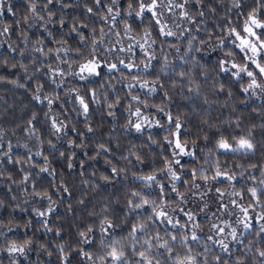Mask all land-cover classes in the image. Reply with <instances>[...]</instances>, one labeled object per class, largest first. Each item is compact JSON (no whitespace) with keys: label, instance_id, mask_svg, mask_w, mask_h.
<instances>
[{"label":"trees","instance_id":"16d2710c","mask_svg":"<svg viewBox=\"0 0 264 264\" xmlns=\"http://www.w3.org/2000/svg\"><path fill=\"white\" fill-rule=\"evenodd\" d=\"M37 2L38 13L45 16L48 12L54 13L51 17L53 23L47 25V30L42 20L30 18L31 0H10V4L5 2L0 9V33H3L0 35V77L4 78L0 80V112H6L0 118V126L15 131V135L11 132L6 134L7 142L0 143V200L4 201L0 208V223L13 222L18 225L11 231L0 229L6 231L0 241L7 240L9 244L22 243L26 239L34 241L30 246L32 251L25 255L19 252H0V264H12L11 255L16 256L15 264H89L103 255L101 239L109 246L110 252H124L127 257L124 264H179L181 261L191 264L190 260H184L187 249H182L178 243L181 236L188 237L183 241L187 248L202 254L198 260L207 259L210 264H240L241 261L243 264H264V256L256 251L258 248L264 249V220L262 223L257 221L258 213L264 214V203H261L264 201V178L261 177L264 160L252 159L250 162L255 167L244 171L243 175L237 174L233 185L221 184L218 182L220 177L216 178L213 182L216 183L215 188L231 185L238 195H227L223 202L226 207L221 212L220 208L224 207L220 206L222 199L219 194H214L212 201H208L207 214L198 213L201 221L208 222L202 228L212 233L215 229L210 231L208 226L215 221V216L220 217L221 221L226 220L228 225L236 226L234 222L237 216L226 214L227 211H239L234 200L251 209L252 226L227 248L217 245L206 235L193 239V233L186 227V222L180 223L182 226L171 227L160 222L157 215L167 209L173 210L176 202L181 205L183 200L192 197L193 192L199 191L193 189L187 193V197L179 195L190 187L189 181L195 180L201 189L205 188V181L196 177L201 170H208L213 159L222 161L220 167H231L234 172H239L234 159L238 154L222 148L216 149L215 157L207 154V149L213 147L222 136L227 141L232 135H242L241 128L235 126L237 119L243 128L264 124V100L252 93L250 85L253 79L247 76L238 78L224 63L226 60L243 67L248 65L246 54L233 42V34H246L245 27L250 23V16L264 23V0H240L239 7H233L232 0H174V4L173 0H169V6L163 13L167 19L163 22L159 18L162 15L159 0H155L156 7L152 12H142L143 19L137 18L135 13L128 15L129 0H119L118 5L112 6L113 12L119 11V15L114 18L108 15L110 0H62V4H57L55 0L51 3L48 0ZM136 3L137 0H133L134 6ZM102 14L106 18H101ZM62 15L65 19L60 23ZM125 20L134 29L133 34L124 32ZM144 27H149L151 35L158 41L152 46L153 49L157 53L164 50L165 55L171 57V62L163 66L158 56L152 61V67L140 71L118 65L125 76L139 75L151 80L159 74L160 83L156 85L157 91L152 94L139 84L129 88L126 83H118L115 88L108 90L110 98H115L117 94L124 96L114 109L117 117L115 120L107 115L106 106L102 104L98 110V106L90 102L95 96V88L105 84L106 79L114 81L119 76L116 71L109 74L103 61L99 75L90 78L94 83L71 77H64L63 84L53 83L68 68L67 63L60 62L79 60L80 53L89 47L88 41L92 37H99L101 30H109L105 43L114 35L123 37L131 42V55L136 60H144L148 54L141 51L134 38L135 33H142ZM162 28L164 33L169 29L179 33V38L163 34ZM81 35L85 37L84 40H81ZM221 38L223 44L216 46ZM61 40L66 41V45H62ZM36 41L42 43L37 44ZM62 47H70L73 51H58ZM119 50L120 46L116 44L113 51ZM125 61L128 62L127 59ZM58 63L60 71L55 67ZM261 63L264 66V57ZM21 64L27 71L20 67ZM161 67H164L163 72L160 71ZM78 71H81V67ZM180 72H191L201 87L197 92L188 88L177 89L174 94L166 96L164 93L172 84L177 81L182 85L186 83L178 76ZM256 79L264 86L263 74L256 72ZM13 80L17 82L16 85L11 83ZM70 84L80 87L87 85L88 100L85 103L90 114L89 126L98 129L97 132H87L84 127L85 115H77L72 111L73 101L64 96ZM38 86L41 89L39 93ZM48 93L53 95L46 99ZM132 94L138 95L140 99H150L154 104L166 103L167 115L158 112L156 108L141 109L173 130V142L177 139L182 146L193 151L192 157L184 159L177 167L179 181L176 188L167 178L166 171L156 173L155 179H159V184L145 187V180L133 176L125 180L122 175L116 174L111 165L105 163V160H110L112 164L121 167L119 157L126 155L131 145H139L142 146L138 151L144 157L143 161L131 158V164L138 174L151 175L155 169L165 167L170 160L173 161L172 167L175 164L176 151L172 143L165 139L167 129L154 128L137 133L132 128L120 127L129 117L125 108L132 103ZM80 98L73 94V100L77 103ZM49 108L53 114L46 117ZM20 109H23L22 114ZM33 113L36 114L35 119H32ZM177 118L182 120L179 129L176 127ZM69 120L73 123L68 124ZM203 120H207L209 125H218V129L208 128L203 125ZM61 123L67 126L62 127ZM29 128L40 133L43 142L39 148L40 156L34 155L37 150L34 139L28 140ZM202 129L207 130L208 141L197 138ZM109 131L121 137L123 147L118 149L115 143H110L101 156L89 159L96 156L98 151L95 143L102 136L106 138ZM53 132L57 135H53ZM253 134L264 141V130L254 128ZM149 136L155 137L158 143L151 144ZM68 139L73 140L74 144L68 145ZM185 140H196V146L185 145ZM25 141L28 142V148L21 146ZM82 141L89 144L87 150L77 147ZM9 142L13 144L10 152ZM27 161H31V167ZM46 164L50 167L42 170ZM101 174L108 177V180H99ZM21 180L24 181L22 185L19 183ZM82 180L98 183L100 195L89 197ZM250 189H256L255 197ZM45 191L57 202L54 210L48 208V201L40 195L28 198V202L23 203L25 197L22 193ZM134 192H140V196H134ZM104 196L111 200L115 212L123 220H113L101 232L99 225L102 218L89 213L100 211L98 200ZM145 200H154L156 203L145 204ZM18 204L23 210L17 207ZM136 204H142V207H134ZM203 204L199 207L200 211L203 210ZM33 208L42 214L37 215ZM44 212H47L46 217ZM228 229L231 230L230 227ZM85 240L88 242L85 243ZM165 241L169 242L168 245L162 246ZM141 253L144 255L141 256ZM113 260L108 255L104 264H112ZM116 264H121V261L116 260Z\"/></svg>","mask_w":264,"mask_h":264},{"label":"clouds","instance_id":"9594fccd","mask_svg":"<svg viewBox=\"0 0 264 264\" xmlns=\"http://www.w3.org/2000/svg\"><path fill=\"white\" fill-rule=\"evenodd\" d=\"M7 2L10 4V0H0V9H2L3 4ZM49 3L52 2V0H48ZM55 2L57 4H62V0H55ZM153 3V0H137L136 5L134 6L133 4V0H129V4H128V15L131 16L133 13H135L137 18L143 19L142 18V14H140V5L143 4L145 5V7H147L148 5H151ZM119 4V0H110V4L108 7V15L112 16L113 18L116 15H119V11L117 10L116 12H113V5H118ZM173 4H174V0H173ZM232 4L233 7H239L240 6V0H232ZM65 7H68V5H64ZM85 6H87L85 4ZM169 6V0H159V11L162 14L159 18L161 20V22H163L165 19H167L166 15H163V13H165L166 9ZM175 7H178L179 5H174ZM37 7H38V2L37 0H31V13H30V18H37V20H42L43 21V25L45 27V29L47 30V25L48 24H52L53 20H52V16L54 15V13L52 12H48L46 14V16L42 13H38L37 12ZM46 7V5H45ZM91 9V8H89ZM9 11H11V8L9 7L8 9ZM95 15V13H93ZM101 18H106L103 16H101ZM65 17L62 15L61 19H60V23L64 22ZM189 19H191V17H189ZM76 23H79L78 20L75 21ZM0 23H2V20H0ZM123 29L124 32L126 34H133L134 33V29L132 27L129 26L127 20H125L123 22ZM73 31H76V29H72ZM6 31V29H5ZM93 31H95V29H93ZM171 32L172 35H176L179 38V33L169 29L165 32L168 33ZM108 33L109 30H101L99 37H92L88 43H89V47L84 50L83 52L80 53L81 58L79 60H67V61H61L60 63H67L68 64V68L66 70L63 71L62 75L60 76L59 80L56 81L54 80L53 83H58V84H63L64 83V77H71L73 79H79L80 81H88L89 83H94V81L90 80L91 77L94 76H98L99 73L96 71L95 73H89V72H81L78 71V69H80L81 65L84 64H88L89 62H94L98 67L101 64V62L103 61L104 66L108 69L109 74H111L113 71H116L117 73H119L118 78H116L114 81L112 80H105V84L100 85L99 87L95 88V96L91 99V103H94L95 105L98 106V110H99V106L100 105H104L107 107L108 112L107 115L111 116L114 120L117 118L116 117V112L114 111L115 107L117 104H119L120 100L124 99V96L117 94L115 96V98H110L109 94H108V90L115 88V85L118 83H126L128 85L129 88H131L133 86V84H139L141 87L147 88L149 94L155 93L157 91L156 85L160 83V78H159V74H157V77L155 79H149L148 77L145 76H125V74L121 71V69L118 67V65H123L124 68H128V67H136V68H140L142 70H145L147 68L152 67V61L156 60L157 57L159 56L162 60V65L163 66H167L170 62H171V57L170 56H166L164 53V50H161L159 53H157L154 49H153V45L158 43L157 39H155L151 33H150V29L149 27H144L143 28V32L142 33H135V43L139 46V48L141 49L142 52L146 53V54H150L147 55L146 58L144 60H136V58L131 55L133 49L131 46V42L123 39V37H118L116 35H114L112 38H110L108 40L107 43H105V38L108 37ZM3 33H0V35H2ZM51 35V33H49ZM169 36V35H168ZM81 40H84L85 37H83L81 35ZM25 39H27V37H25ZM143 41V43L141 42ZM224 42L223 38H221L216 46L222 45ZM37 44L42 43V41H36ZM60 43L62 45H66V41L61 40ZM116 44H119L120 46V50L119 51H113V48L115 47ZM99 45V47H98ZM37 51L39 49H36ZM58 51H63V52H68V51H73V49H71L70 47H62L61 49H58ZM79 51V50H76ZM228 55H231V53H228ZM101 57V59H96V57ZM125 59H127V63H125ZM112 65H116L115 68H112ZM16 65H13V67H15ZM21 68H24L25 71H27V68L24 65H20ZM57 71H60V64H56L55 65ZM241 68H243V66H241ZM111 69V70H110ZM161 72L164 71V67H161L160 69ZM166 74V73H165ZM205 75H207V73H205ZM236 75H239V73H236ZM178 76H180L181 78H183V80L186 81L185 84H180L179 81H177L176 83L172 84L170 89L168 91H165V95H170V94H174L175 91L177 89H182V88H188L190 91L192 92H197V90L201 87V85L197 82V80L195 78H193L191 72H180L178 73ZM3 77H0V80H3ZM11 83L13 85H16V81L13 80L11 81ZM149 85H151V87H149ZM220 87H223L222 85H220ZM41 91V89L39 88V86L37 87V93H39ZM87 85L80 87V86H76V85H69V87L66 89L64 96L68 97L70 100H72V111L76 112L77 115H85L86 118V122L84 124V127L87 129V132L92 133V132H97L98 129H95L93 127L89 126L90 121V114L88 113V111L85 113L83 110V107L80 103V99L78 100V103L76 102V100H73V94H75L76 98H80V97H84L83 101L84 103L86 102V100H88V95H87ZM53 94L52 93H48L47 96L45 97L46 99L51 97ZM37 99H39V96H36ZM56 99H60V97H54ZM131 101L132 103H129L128 106L125 108V111H127L129 113V117L128 119L120 126L124 129H130V128H134L135 131L137 133H141L142 132V127L143 126H147L148 128H152L153 126L156 125H160L161 127L165 128L168 130V134L165 137L166 140L169 141V143H173V130L172 129H168V125L166 123L161 124L160 121H158L155 116H151V119H149V116L151 114H148L147 112L142 113L141 112V108L143 109H148V108H156L158 112H163L165 115H167V104H154L151 102L150 99H140V97L136 94H132L131 95ZM136 101H139V103H136ZM49 105H51V99H49ZM20 112L22 114L23 109H20ZM135 112L136 113V119L133 120L131 118V114ZM138 113V114H137ZM53 113L51 112V108H49V112L45 113V116L48 117L50 115H52ZM4 115H6V112H0V118H3ZM58 116V114H57ZM36 118V114L33 113L32 114V119ZM59 118V116H58ZM73 122L71 120L68 121V124H72ZM176 123H182V120L177 118ZM203 125L207 126L208 128H217L218 129V125H209L207 120H203L202 121ZM223 123H227V121H224ZM136 124H140L141 128L140 130H137L135 125ZM62 127H66L67 125H64L63 123H61ZM235 126L237 128H241V132L242 135L241 136H230L227 141L225 140V138L222 136L220 140H217L215 145L211 148L207 149V154L215 157L216 155V149L220 148L219 144L221 141H225L229 147L228 151L238 154L236 157H234V159L236 160V166L239 169V172H234L233 169L231 167H227V168H222L220 167V165L222 164V161L220 160H216L213 159L212 163L210 166H208V170L204 171L201 170L196 179H199L201 181H205V189L204 191H201L199 193V195L203 198L206 197L207 194V190L209 188L212 187L213 182L216 180V173L217 171H220L221 173H227L228 175V180L232 181L236 178L237 174L239 175H243V172L248 170L249 168L255 167L254 163H251L250 161L252 159H261L264 160V141H261L256 135L253 134V129L254 128H259L264 130V124L261 125H254L252 127H247V128H243L241 127L240 121L239 119H237V121L235 122ZM11 132L12 135H15V131L13 129L10 128H5L3 126H0V143H5L6 141V134ZM29 132V137L28 140H33L35 141V145L37 150L34 152V155L36 156H40L41 152L39 150L41 144L43 143L40 139V133L39 131H36L32 128L28 129ZM53 135H57L56 132H53ZM197 138L200 139L202 138L204 141H208L209 140V135L207 130L202 129L200 131V133H198ZM58 139H60V137L58 136ZM244 140L247 143L242 146L240 144V141ZM149 141L151 144H157V139L153 136H149ZM68 145H73L74 141L71 139L67 140ZM110 143H115L116 147L119 149L121 147H123V141L121 140V137L119 135H113V133L111 131H109L107 133L106 138L105 137H101L100 140H98L95 143V147L96 149H98V151L96 152V156L93 157H89V159H96L97 156H101L103 154V152L107 151V146ZM183 143L185 145H191L192 147L196 146V140H185L183 141ZM22 147L24 148H28V142L25 141L22 145ZM13 147L12 143H8V150L9 152L11 151V148ZM78 148H80L81 150H87L89 148V144L85 143V142H81L79 145H77ZM142 147L139 145H131L128 150H127V154L126 155H121L119 157V160L122 164L121 167H117L116 165L112 164V162L110 160H105L106 164H109L112 166L113 170L116 172V174L118 176L122 175L124 177L125 180H127L129 178V176H133L136 177L137 179H142L145 181H151L148 180L147 177L151 176L155 180V176L157 172H167L168 176L170 177V182L172 183L173 188H176V181L178 179L177 176V172L173 171V167H172V163L173 161H168V163L165 165V167L160 168V169H155L151 175H142V174H138L135 171L134 166L131 164V158L135 157L137 161L142 162L144 157H142L140 155V152L138 151V149ZM29 151H31V149H29ZM7 154V153H5ZM188 156L192 155V152L189 151L186 153ZM60 155L62 156L63 153L61 152ZM74 155V153H73ZM175 155V154H174ZM26 163H28L29 167H31V161H27ZM175 163H179V160H176ZM48 167H50V165L46 164L42 170H46ZM204 166H202L203 168ZM261 177L264 178V165H262V171H261ZM99 180L102 181H107L108 177L104 176V175H100L98 177ZM19 183L22 185L24 183L23 180L19 181ZM82 184L85 185V188L87 190V195L89 197L91 196H99L101 193V188L100 185L98 183H94L92 181L89 180H82L81 181ZM157 184L160 183V181H156ZM190 187L188 189L185 190V192L183 193H178L179 195L185 196L187 197V193L188 192H192L193 189H200L201 185L197 184L195 182V180L189 181ZM145 187H151V184L146 183L144 185ZM67 190V189H66ZM219 191L221 192H225L228 194L229 197L233 196V195H238V193L236 192L235 189H233L231 187V185H229V187L226 188H221L219 189ZM84 194V190H81V195ZM197 193L193 192V195H196ZM22 195L25 197V200L23 201V203H27L28 202V198H32L35 197L36 195H40L43 198H45L48 201V208L54 210L56 207V201L52 199V197L48 194L47 191L42 192V193H36V192H32V193H22ZM134 196H140V192H134L133 193ZM190 198V197H188ZM14 199H18V197H14ZM149 204H153L155 205V201L154 200H147ZM144 202V201H143ZM78 203H80V201H78ZM261 203H264V201H262ZM98 204L101 206L100 207V211H92L89 214L90 215H96L102 218L101 223L99 225V230L101 232L104 231V228L109 225L110 223L113 222V220H116L117 222H122L123 217H120L117 215V213L114 210V207L112 205V202L110 199H108L107 196H104L102 199L98 200ZM4 205V201L0 200V208H2ZM137 205H139V207H142V204H136L134 205V207H136ZM250 206V205H249ZM17 207H21V205H17ZM136 207V208H139ZM172 207V206H170ZM180 207V202H176L173 210H175V208H179ZM209 207V203L208 201L205 199V202L203 204V209H207ZM237 207L239 208V204L237 205ZM21 210H23V208L21 207ZM34 211H36L37 215H41L42 213L37 209V208H33ZM43 215L46 217L47 216V212H44ZM223 215V214H221ZM229 215H236L237 219L235 220L234 224L236 226H232V225H228V222L225 221H220V223H223L225 226L230 227V231L226 232L225 235L220 238L219 243L224 247L227 248V243L226 241H229V237H232L234 239H239L237 236V226H240L242 223V213L237 212L235 210H233L232 212L229 213ZM191 219L194 220L195 217L191 216ZM18 225H16L13 222H9L8 224H4V223H0V229H4L6 231H11L13 228L17 227ZM19 226H23V225H19ZM175 226V225H173ZM244 227H246L245 225H243ZM194 227L196 228H200L201 230H203L202 226L200 225H194ZM209 230L211 231L212 229H215V231L217 233L220 232V228L216 226V222H212L210 223V225L208 226ZM6 231H0V238H3L6 235ZM195 235V232H193L192 234V238ZM188 237L186 236H181L178 238V243L180 244L182 249H187V254L184 256V260L191 261V264H210V261L205 259V260H198L197 258L200 257L202 254L197 252L194 249H190L187 248V245H185L183 243L184 240H186ZM85 243H87L88 241L85 240ZM147 241H145L146 243ZM34 243L33 240L31 239H26L24 240L22 243H16V242H11L9 244V242L7 240H2L0 241V252H4V251H8L9 253L15 254L17 252H19L20 255H25L26 252H30L32 251V248L30 247L32 244ZM101 245H103L104 248V252L103 255L97 257L96 259L92 260L89 262V264H104V260L107 258L108 255H110V249L109 246L105 243V241L103 239H101L100 241ZM168 241H165V244L162 246H167L168 245ZM41 248H43V245H40ZM249 251H252L251 248H249ZM256 251L259 252L260 256H264L261 255V253H264V249H256ZM121 253V264H124V261H126L127 257H125V254L123 251L119 252ZM132 255H135V253H132ZM10 259L12 261V264H15L16 262V256L15 255H11ZM112 264H116V260H113ZM161 264H163V262H161ZM240 264H243V262L241 261ZM259 264V262H258Z\"/></svg>","mask_w":264,"mask_h":264},{"label":"rangeland","instance_id":"374dc122","mask_svg":"<svg viewBox=\"0 0 264 264\" xmlns=\"http://www.w3.org/2000/svg\"><path fill=\"white\" fill-rule=\"evenodd\" d=\"M248 26L253 28V30L257 34L256 36H251L246 31H245L246 34L244 36L239 35L237 33L233 34V38H234L233 42L235 43L236 46H238L246 54L247 61H248V65L244 67L246 69V71L245 72H239V69H240L241 66L236 64V63H233V62L230 63V62H228L226 60L224 61V63L228 64V68L230 70H232L233 73H239V75H237L238 78H242L244 76L249 77L247 75V71L253 72V77H249V78L255 79V81H256V85H251L252 93L257 98H259L261 100H264V86L261 85L259 83V81L256 79V72L260 73L259 69L256 66V64L258 63L261 66H263L261 61H262V58L264 57V48H260V44H261V42H264V28H256L254 25H251V23H249ZM257 37H259V40L257 39ZM241 39H246V40L250 41L251 43L256 44V46L258 48V53L255 56H253V53L251 52L250 48L245 47V48L242 49L241 46H240L241 45ZM253 59L256 61V63L252 62ZM125 63H126V61H125ZM233 64L237 65L238 67L233 68L232 67ZM101 67H103L102 63L99 65V67H97V72L98 73H99ZM128 68L131 69V70H136V71L142 70V69L136 68V67H128ZM145 70H147V69H145ZM141 112L145 113V112L142 111V109H141ZM132 115H133V120H135L136 119V113L133 112ZM149 119H151V115L149 116ZM156 119L159 121L158 118H156ZM154 128H162V127L160 125H156V126H153L152 128H148L145 125V126L142 127V131L147 130V129H154ZM132 129H134V128H132ZM174 141L175 142L172 143V146H173V148L176 151V160H179V163H175L173 165V171L177 172V167L180 166V163L184 159L192 157V155L188 156L186 153L191 151L192 154H193V151L191 149L183 146L184 151L181 152L180 149L176 147L177 139L174 140ZM167 178L170 179L168 174H167ZM156 181H159V179L146 181V182L151 184V185H155V184H157ZM178 181H179V177H178V179H177V181L175 183H177ZM218 182L221 183V184L230 183V184L233 185L235 183V180L229 181L225 176H222V177L219 178ZM215 185H216V183L212 184V187L207 190L206 197L202 198L199 195V193L201 191H204V189H205V188H202V189L200 188V189H197L199 191L198 192L196 191V193H197L196 195H192V197L183 200V202L180 205V208L178 210H170V209L164 210L163 212L166 214L167 219L158 216L160 222H162L164 225L171 226V227L173 225L182 226L183 224H180V223L186 222V227H188L192 233L195 232V235H196L197 238L201 237V235L202 236L206 235V236L210 237V239L213 240L217 245L222 246L219 243V240H220V238H222L225 235L226 232H228L230 230L223 223H220V221H221L220 217L215 216L213 218L215 220L214 222H216V226L221 229L219 233H217L216 231H213L212 233L211 232L207 233V232H205L204 229L201 230L200 228L194 227V225H200V226L203 227L205 223L206 224L208 223L207 221H201L198 213L200 212V213H203V214H207L205 211H209V208L203 209L202 211H200L199 207H202L201 204L205 202V199L207 201H209V199H210V201H212V197L214 196V194L215 195L219 194V197L222 199L221 203H220V206H224V207L220 208V211L224 212L223 209L226 207V205L223 204V202H224V199L226 198V196L228 194L225 193V192L219 191V189H221V188L217 189V188H215ZM234 203L238 205L236 200H234ZM258 205H260V204H258ZM243 209H246V212L243 211ZM250 210H251L250 208H247L244 205H242L241 203H239V211L238 212L242 213L243 220H242L241 225L237 226V236H238V238L242 237L243 233L247 232V230L252 226L253 217L251 216ZM229 213H230V211L226 212V214H228V215H229ZM189 215L194 216L195 219L194 220L189 219ZM261 217H264V214L261 215V213L259 212L258 215H257V221L259 223H262V220H264ZM245 224H247L248 226L244 227L243 225H245ZM240 232H242V234ZM234 241H237V239L229 237V241H226L227 246L230 243L234 242Z\"/></svg>","mask_w":264,"mask_h":264},{"label":"snow or ice","instance_id":"6c2138e0","mask_svg":"<svg viewBox=\"0 0 264 264\" xmlns=\"http://www.w3.org/2000/svg\"><path fill=\"white\" fill-rule=\"evenodd\" d=\"M155 7H156L155 0H153V3H152L151 5H148L147 7H145V5H143V4H141V5H140V14H142V12H144V11L152 12L153 9H154ZM89 11H91V9H89ZM154 14H155V13H154ZM249 19H250V23H251V25H254L256 28H264V23H261L260 21H258V20L255 18V16H250ZM245 31L248 32L249 35H251V36H256V35H257L256 32L253 30V28L250 27V26H246V27H245ZM161 32H162L163 34H165L163 28L161 29ZM166 35H169V36H170V35H172V33H171V32H168V33H166ZM238 38H239V37H238ZM257 39L259 40V37H257ZM240 46H241L242 49L245 48V47L250 48L251 52L253 53V56H255V55L258 53V48H257L256 44L251 43L250 41H248V40H246V39H241V45H240ZM260 48H264V42H261V44H260ZM252 62H253V63H256V61H255L254 59H253ZM256 66H257V68L259 69V72H260L261 74H264V66H261V65L258 64V63L256 64ZM97 67H98V66H97L94 62H89L88 64H84V65L81 66V72H85V71H87V72H89L90 74H91V73H95V72L97 71ZM115 67H116V65H112V68H115ZM232 67H233V68H236V67H238V66L235 65V64H233ZM110 70H111V69H110ZM245 71H246V69H245L244 67H243V68L240 67L239 72H245ZM247 75H248L249 77H253V72H251V71H247ZM252 85H256V81H255V79L252 80ZM250 86H251V85H250ZM80 103H81V105H82V107H83L84 112L86 113V112L88 111V105H87L86 103H84V101H83L82 98H80ZM137 114H138V113H137ZM54 126H55V125H54ZM135 127H136L137 130H140L141 125H140V124H136ZM176 127H177V129H179V128H180V124H179V123H176ZM57 131H59V129H57ZM246 143H247V142L244 141V140H241V141H240V144H241L242 146H244ZM176 147L179 148L181 152L184 151L183 146L181 145V143L179 142V140L176 141ZM219 147L222 148V149H228L229 145H228L225 141H221L220 144H219ZM221 176H225V177L228 179V176H227L226 173H221L220 171H217V173H216V178L221 177ZM147 179H148V180H152V179H154V178L151 177V176H149V177H147ZM249 191L251 192V194H252L253 197H255V196L257 195L256 189H250ZM143 203L147 204L148 201L145 200ZM136 207H139V205H137ZM243 211L246 212V209H243ZM157 215H158L159 217H162V218L167 219V216H166V214H165L163 211L157 213ZM261 218L264 219V217H261ZM189 219H191V215H189ZM245 226L247 227L248 225L245 224ZM262 230H264V226H262ZM82 235H83V233H82ZM173 239H174V237H173ZM193 239H197V237H196V236H193ZM110 255L112 256V258H113L114 260H117V261H118V260L121 259V255H122V254H121V253H117L115 250H113V251L110 253ZM140 255L143 256L144 254L141 253ZM261 255H264V253H261ZM179 264H184V262L181 261V262H179Z\"/></svg>","mask_w":264,"mask_h":264}]
</instances>
